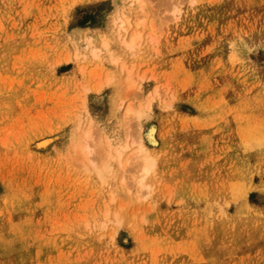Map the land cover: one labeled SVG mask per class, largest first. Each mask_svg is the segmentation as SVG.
Returning a JSON list of instances; mask_svg holds the SVG:
<instances>
[{"label":"rangeland","instance_id":"obj_1","mask_svg":"<svg viewBox=\"0 0 264 264\" xmlns=\"http://www.w3.org/2000/svg\"><path fill=\"white\" fill-rule=\"evenodd\" d=\"M0 264H264V0H0Z\"/></svg>","mask_w":264,"mask_h":264},{"label":"bare ground","instance_id":"obj_2","mask_svg":"<svg viewBox=\"0 0 264 264\" xmlns=\"http://www.w3.org/2000/svg\"><path fill=\"white\" fill-rule=\"evenodd\" d=\"M140 8L141 10H143L144 8L143 5ZM124 24L125 22L123 21L121 25L122 28H125ZM139 39H140V34L135 33L130 37V39L124 40L125 47L132 50L133 48H135L137 41ZM96 52L97 50H94V53ZM141 115L142 113L140 110H134L132 108L129 110V118L140 119ZM95 126L96 125L92 123L90 126L82 130L80 138L78 135V142L80 140V144H78V146L76 145L77 146L76 148L78 149H76L77 151L75 152V154L79 156L76 158L78 159L85 158L86 160H92L91 159L92 156H94L95 154H99V151L103 149L102 146L104 139L102 140L101 137H98L97 126L96 127ZM151 137H153V135H151ZM156 141L152 139L153 144H156ZM110 142L111 141L109 140L106 146L109 148L108 155L112 159H114L115 157L122 158V156L125 153H127V151H130L132 147H133L132 149H135L133 144H129L128 142H124L121 140H117L114 143L113 142L110 143ZM138 145L139 146L135 151L133 150L130 152L132 153L131 158L133 157L134 160H137L139 162V167L141 172V175L137 176L135 179V183L138 186V193H137L139 195L138 197H144V196L146 197L149 195V192L151 191V186L145 184V178L149 176V174H151L155 161L150 156L147 147L143 143L139 142Z\"/></svg>","mask_w":264,"mask_h":264}]
</instances>
